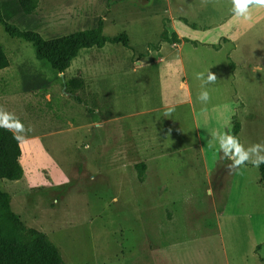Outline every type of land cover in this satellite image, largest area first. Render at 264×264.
Wrapping results in <instances>:
<instances>
[{"label":"rangeland","instance_id":"1","mask_svg":"<svg viewBox=\"0 0 264 264\" xmlns=\"http://www.w3.org/2000/svg\"><path fill=\"white\" fill-rule=\"evenodd\" d=\"M48 1L39 0L37 11L50 19L60 10L69 18L99 5L56 0L54 8ZM246 16L233 13L232 0H110L100 17L109 25L104 34L126 32L132 46L125 49L136 65L181 56L191 93L190 102L163 107L156 68L140 71V91L151 99H136L128 120L111 117L88 84L82 102L69 96L34 46L0 25L10 61L0 70V123L16 130L25 152V176L0 179V190L65 264L264 263L260 169L233 167L238 154L219 142L220 135L234 136L235 117L241 150L250 160L264 155V4H250ZM164 30L176 32L180 46L163 43ZM208 72L216 80L207 85L205 103L198 99V74ZM44 86H60L67 109L59 110L63 120L29 140L26 127L36 117L23 96L15 97ZM42 108L56 116L49 104ZM140 163L147 165L143 181Z\"/></svg>","mask_w":264,"mask_h":264},{"label":"crops","instance_id":"2","mask_svg":"<svg viewBox=\"0 0 264 264\" xmlns=\"http://www.w3.org/2000/svg\"><path fill=\"white\" fill-rule=\"evenodd\" d=\"M109 1L99 0L97 2L99 5H96V7L93 6L96 3L91 4L89 7L86 6L74 16L70 15L71 17L69 16V18L64 14L63 10H60L56 12L57 16L50 19V16L41 15L37 10L33 14H25L19 0H0L2 14L7 22L16 25L23 31L37 32L47 41L80 31L96 29L99 26L100 17L107 10ZM55 2L56 0L48 1L54 8H57ZM105 20L106 18L103 19L104 31L105 28L109 27V25H106ZM173 45L180 46L179 44ZM131 46L132 43L130 44ZM179 58L178 60H172L171 58L157 57L154 62H142L136 65L130 53L122 44L108 43L103 48L82 49L78 56L72 60L70 67L64 73L59 74L58 77L65 81L80 73L91 89L100 96V102L106 108V111L110 112L108 114L111 117L115 119L127 118L128 120L133 115L129 114V110L136 99L144 97L146 100L145 104L151 99L149 94L141 93L142 81L135 77L140 71L148 68H156L158 88L160 87L159 98L163 107H174L190 102L191 93L184 79V61L181 56ZM68 74L70 75L69 78H67ZM184 87L187 88L185 92ZM62 95L60 86H44L25 90L22 94H16L15 98L17 100L21 99V96L24 97L22 98L24 100L22 103L27 110H30L32 116L36 117L32 121L33 124L26 127L27 135L25 136L23 133L26 138L37 140L41 137L38 132L47 129L52 124V120L55 122L59 121V119L63 120L60 118L62 113L59 110L67 109V106ZM0 99H3L1 95ZM32 99L35 101L34 104L30 103ZM48 104L52 109L51 112L53 114L56 113V116L45 115L42 106H48ZM40 109L44 116H40ZM4 127L11 129L19 137L22 149L21 158H23L25 155L23 139L10 125H5Z\"/></svg>","mask_w":264,"mask_h":264},{"label":"trees","instance_id":"3","mask_svg":"<svg viewBox=\"0 0 264 264\" xmlns=\"http://www.w3.org/2000/svg\"><path fill=\"white\" fill-rule=\"evenodd\" d=\"M25 14H33L39 0H19ZM0 25L12 38L31 43L36 50L38 60L46 62L58 74L64 73L82 49L103 48L108 43H119L130 48L129 36L126 33L116 37L104 34V22L93 30L76 32L53 40H45L39 33L22 31L17 26L7 22L2 14L0 2ZM161 41L165 44H181L182 39L176 32L164 30ZM10 66V61L4 47L0 43V70ZM234 66V65H232ZM235 67V66H234ZM65 92L82 102L81 96L87 92V83L82 76L77 75L63 83ZM233 134L240 143L241 124L235 119ZM22 156L21 142L11 129L0 126V179L18 181L24 177V169L20 163ZM140 170V180L145 178L147 165H137ZM261 182L264 185V165H260ZM0 264H65L63 258L49 238L32 228H28L21 218L11 209V197L0 190ZM264 264V263H263Z\"/></svg>","mask_w":264,"mask_h":264},{"label":"clouds","instance_id":"4","mask_svg":"<svg viewBox=\"0 0 264 264\" xmlns=\"http://www.w3.org/2000/svg\"><path fill=\"white\" fill-rule=\"evenodd\" d=\"M233 2V13L238 16H245L247 18L246 13L248 11V7L250 4L253 3H261L264 4V0H232ZM198 78H201L203 80V83L201 85V91L198 96V99L201 102H207L209 100V92L207 90V85L211 82L216 80L215 75L208 72L206 76L202 74H198ZM0 126H5L2 123H0ZM23 130V125L17 124V131ZM219 142L221 144V147L227 148L228 150L235 149L236 153L238 154V158L233 160L232 166L237 167L242 164L250 163L254 167H260V165H264V155H257L255 159L250 160L249 154L246 151L241 150L238 141L235 137L229 136L228 134H223L219 136ZM256 147H260L257 145Z\"/></svg>","mask_w":264,"mask_h":264}]
</instances>
